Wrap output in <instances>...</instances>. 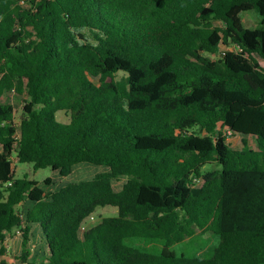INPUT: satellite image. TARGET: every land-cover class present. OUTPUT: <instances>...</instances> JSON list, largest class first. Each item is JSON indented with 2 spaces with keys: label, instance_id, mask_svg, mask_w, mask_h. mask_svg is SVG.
<instances>
[{
  "label": "trees",
  "instance_id": "obj_1",
  "mask_svg": "<svg viewBox=\"0 0 264 264\" xmlns=\"http://www.w3.org/2000/svg\"><path fill=\"white\" fill-rule=\"evenodd\" d=\"M254 55L264 0H0V256L20 235L22 264H264ZM82 164L103 171L63 181ZM104 207L117 215L86 230ZM208 233L210 257L172 250Z\"/></svg>",
  "mask_w": 264,
  "mask_h": 264
},
{
  "label": "rangeland",
  "instance_id": "obj_2",
  "mask_svg": "<svg viewBox=\"0 0 264 264\" xmlns=\"http://www.w3.org/2000/svg\"><path fill=\"white\" fill-rule=\"evenodd\" d=\"M259 25V19L255 13L249 12L242 15V26L244 28H256ZM234 47L222 46L220 48V56L225 52L234 50ZM219 55L214 56L218 58ZM258 60L260 66L264 69V60L258 55H254ZM6 100V96L2 98V102ZM12 104L15 110V123L19 124L21 122L23 114V97L12 96ZM58 119L66 122L68 117L64 113L58 114ZM230 136L229 133H227ZM248 144L250 148H256V141L253 137H249ZM227 143L230 144L234 149H241L242 138L230 136L227 138ZM206 170H210V167L207 166ZM103 171L102 169L98 170L97 167L89 166L86 164L80 165L76 173L73 176L63 179V181H85L92 179L97 172ZM25 175L29 176L31 180L37 181L40 185L43 181L50 177L52 180L61 182V179L58 178V174L53 172L50 168L41 169L36 172L33 171V166L30 164H18L16 167V178H23ZM117 215V209L114 207H104L98 208L85 222V229L88 230L102 222L104 218L114 217ZM12 238L7 239L6 244V253L3 256H0V262H7L9 264H22L20 260H17L16 257L20 256V250H22V237L20 235L11 236ZM13 239H16V244L13 242ZM18 243V244H17ZM160 245V244H158ZM216 246V240L212 237L210 233L202 236L196 237L191 241L190 244H181L176 245L172 248L177 254H185L192 256L196 253L200 257H210Z\"/></svg>",
  "mask_w": 264,
  "mask_h": 264
},
{
  "label": "crops",
  "instance_id": "obj_3",
  "mask_svg": "<svg viewBox=\"0 0 264 264\" xmlns=\"http://www.w3.org/2000/svg\"><path fill=\"white\" fill-rule=\"evenodd\" d=\"M8 238H12V237L10 236V237H8ZM8 238H7V239H8ZM6 242H7V240H6ZM6 242H5V248H6V244H7ZM13 242L16 244V242H17L16 239H15V240L13 239ZM17 244H18V243H17ZM20 253H21V250H20ZM19 255H20V254H19Z\"/></svg>",
  "mask_w": 264,
  "mask_h": 264
},
{
  "label": "built area",
  "instance_id": "obj_4",
  "mask_svg": "<svg viewBox=\"0 0 264 264\" xmlns=\"http://www.w3.org/2000/svg\"><path fill=\"white\" fill-rule=\"evenodd\" d=\"M230 136H232V134H230ZM230 136H229V137H230Z\"/></svg>",
  "mask_w": 264,
  "mask_h": 264
}]
</instances>
